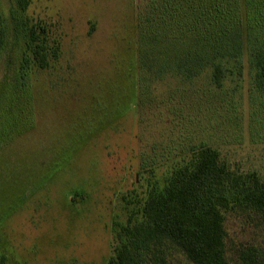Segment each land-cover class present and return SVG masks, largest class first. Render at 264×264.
Returning a JSON list of instances; mask_svg holds the SVG:
<instances>
[{
    "label": "rangeland",
    "instance_id": "374dc122",
    "mask_svg": "<svg viewBox=\"0 0 264 264\" xmlns=\"http://www.w3.org/2000/svg\"><path fill=\"white\" fill-rule=\"evenodd\" d=\"M159 1L31 0L17 13L14 0H0L9 24L0 63L5 264H108L128 200L150 180L162 182L202 141L232 168L264 178V94L253 90L247 55L244 75L220 89L209 71L189 81L161 73L156 56L184 18L159 9ZM27 17L46 23L61 49L50 67H29L24 87L12 66L21 64L25 36L16 28ZM144 33L165 42L155 52ZM226 226L236 263L250 245L264 256V230L253 215L232 211ZM167 260L192 264L174 249Z\"/></svg>",
    "mask_w": 264,
    "mask_h": 264
},
{
    "label": "trees",
    "instance_id": "16d2710c",
    "mask_svg": "<svg viewBox=\"0 0 264 264\" xmlns=\"http://www.w3.org/2000/svg\"><path fill=\"white\" fill-rule=\"evenodd\" d=\"M13 3L20 13L27 11L31 0ZM159 3V9L176 12L180 22L184 18L176 35L166 37L168 46L164 44L167 49L160 52L162 56H156L161 73L189 81L209 71L211 84L220 89L227 80L244 75L247 55L253 90L264 94V0ZM22 25L16 33L24 34L25 48L18 53L21 64L18 69L12 66V75L17 85L25 87L29 67H50L60 56L61 44L50 40L42 20L27 17ZM8 26L0 10V63ZM143 39L155 52L160 39L165 42L157 34L150 38L144 33ZM128 201L133 206L125 222H115L114 250L108 264H172L167 260L170 249L192 264H264L255 245L239 249L236 263L228 254L226 226L229 213L242 211L253 215L264 230V178L257 171L232 168L217 147L204 141L195 145L189 155L167 169L162 182L150 180L143 195ZM0 264H5L3 255Z\"/></svg>",
    "mask_w": 264,
    "mask_h": 264
}]
</instances>
